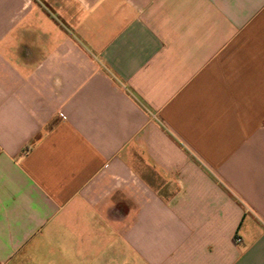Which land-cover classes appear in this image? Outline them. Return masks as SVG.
I'll return each mask as SVG.
<instances>
[{
  "label": "crops",
  "instance_id": "crops-1",
  "mask_svg": "<svg viewBox=\"0 0 264 264\" xmlns=\"http://www.w3.org/2000/svg\"><path fill=\"white\" fill-rule=\"evenodd\" d=\"M0 264H264V0H0Z\"/></svg>",
  "mask_w": 264,
  "mask_h": 264
},
{
  "label": "built area",
  "instance_id": "built-area-1",
  "mask_svg": "<svg viewBox=\"0 0 264 264\" xmlns=\"http://www.w3.org/2000/svg\"><path fill=\"white\" fill-rule=\"evenodd\" d=\"M240 241V239H237V242H239Z\"/></svg>",
  "mask_w": 264,
  "mask_h": 264
}]
</instances>
